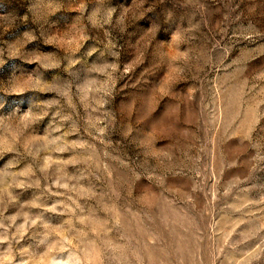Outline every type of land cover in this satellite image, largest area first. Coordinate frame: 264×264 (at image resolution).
<instances>
[{
  "label": "rangeland",
  "instance_id": "1",
  "mask_svg": "<svg viewBox=\"0 0 264 264\" xmlns=\"http://www.w3.org/2000/svg\"><path fill=\"white\" fill-rule=\"evenodd\" d=\"M0 264H264V0H0Z\"/></svg>",
  "mask_w": 264,
  "mask_h": 264
},
{
  "label": "clouds",
  "instance_id": "2",
  "mask_svg": "<svg viewBox=\"0 0 264 264\" xmlns=\"http://www.w3.org/2000/svg\"><path fill=\"white\" fill-rule=\"evenodd\" d=\"M0 226H2V225H0Z\"/></svg>",
  "mask_w": 264,
  "mask_h": 264
}]
</instances>
